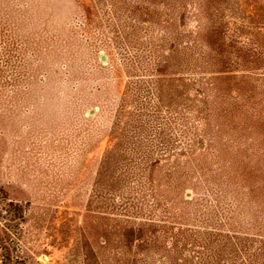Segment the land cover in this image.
<instances>
[{"label":"rangeland","instance_id":"rangeland-1","mask_svg":"<svg viewBox=\"0 0 264 264\" xmlns=\"http://www.w3.org/2000/svg\"><path fill=\"white\" fill-rule=\"evenodd\" d=\"M1 187L24 264H264V0H0Z\"/></svg>","mask_w":264,"mask_h":264},{"label":"trees","instance_id":"trees-1","mask_svg":"<svg viewBox=\"0 0 264 264\" xmlns=\"http://www.w3.org/2000/svg\"><path fill=\"white\" fill-rule=\"evenodd\" d=\"M0 264H24L16 255L15 233L25 219L24 204L8 199L6 192L0 188ZM14 232V233H13Z\"/></svg>","mask_w":264,"mask_h":264}]
</instances>
